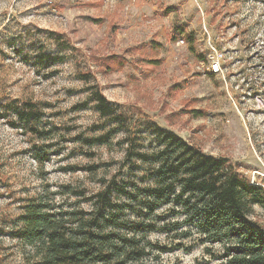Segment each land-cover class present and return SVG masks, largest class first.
Wrapping results in <instances>:
<instances>
[{
    "label": "rangeland",
    "instance_id": "374dc122",
    "mask_svg": "<svg viewBox=\"0 0 264 264\" xmlns=\"http://www.w3.org/2000/svg\"><path fill=\"white\" fill-rule=\"evenodd\" d=\"M94 86L124 121L99 112ZM147 122L264 190V0H0V264H36L14 237L31 204L89 210L105 180L151 185L127 141L153 148ZM262 196L252 218L264 226ZM179 210L128 211L157 226L119 229L150 242L130 264H223V244L202 241Z\"/></svg>",
    "mask_w": 264,
    "mask_h": 264
},
{
    "label": "trees",
    "instance_id": "16d2710c",
    "mask_svg": "<svg viewBox=\"0 0 264 264\" xmlns=\"http://www.w3.org/2000/svg\"><path fill=\"white\" fill-rule=\"evenodd\" d=\"M49 57L53 61L60 59ZM91 91L103 116L115 122L124 121L123 114L117 112L97 87ZM147 124L155 141L153 148H139L136 141L142 139L141 135L127 141L128 153L135 159L137 168L142 166L138 162L149 165L151 185L120 183L113 177L105 180L103 189L87 197L92 206L89 210L74 208L56 212L48 210L42 201L27 208L23 227L14 237L31 245L36 264L138 261L146 255L150 242L143 244L141 238L122 234L119 229L128 227L130 222L132 229L155 231L154 222L131 220L126 215L133 211L138 217L148 218L162 205L180 207L179 213L185 215L183 224L196 227L202 241L223 244V264H264V226L252 218L254 205L262 202L263 188L246 180L227 158L206 154L174 131L153 122ZM111 134L108 131L97 140L109 143ZM72 191L86 195L84 190ZM180 225L176 223L172 227L176 229ZM182 234L188 238L192 232Z\"/></svg>",
    "mask_w": 264,
    "mask_h": 264
},
{
    "label": "built area",
    "instance_id": "2783aa9c",
    "mask_svg": "<svg viewBox=\"0 0 264 264\" xmlns=\"http://www.w3.org/2000/svg\"><path fill=\"white\" fill-rule=\"evenodd\" d=\"M210 60L209 71L215 74L220 73L222 71L220 58L211 57Z\"/></svg>",
    "mask_w": 264,
    "mask_h": 264
}]
</instances>
